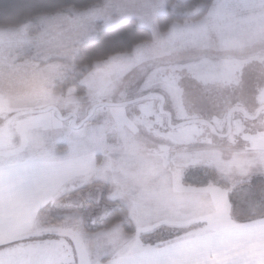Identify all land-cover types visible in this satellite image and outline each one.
Here are the masks:
<instances>
[{
    "label": "snow or ice",
    "instance_id": "obj_1",
    "mask_svg": "<svg viewBox=\"0 0 264 264\" xmlns=\"http://www.w3.org/2000/svg\"><path fill=\"white\" fill-rule=\"evenodd\" d=\"M0 264H264V0H0Z\"/></svg>",
    "mask_w": 264,
    "mask_h": 264
}]
</instances>
